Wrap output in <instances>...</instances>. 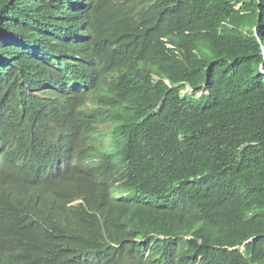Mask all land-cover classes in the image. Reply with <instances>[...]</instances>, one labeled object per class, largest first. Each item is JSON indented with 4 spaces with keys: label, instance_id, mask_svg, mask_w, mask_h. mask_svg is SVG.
Masks as SVG:
<instances>
[{
    "label": "trees",
    "instance_id": "1",
    "mask_svg": "<svg viewBox=\"0 0 264 264\" xmlns=\"http://www.w3.org/2000/svg\"><path fill=\"white\" fill-rule=\"evenodd\" d=\"M11 1L0 0V12ZM113 2V14L138 30L105 27ZM113 2L62 7L68 26L84 32L95 21L91 38H114L129 51L101 72L90 62L73 70L87 91L68 93L61 64L23 70L52 91L46 102L61 148L82 151L58 181L0 187V201L27 210L11 229L8 263L264 264V0ZM15 4L0 26L24 13L52 22L41 0ZM66 32L68 39L74 30ZM88 94L118 110L83 109ZM76 198L88 209L68 205ZM89 226L97 237L84 238Z\"/></svg>",
    "mask_w": 264,
    "mask_h": 264
},
{
    "label": "clouds",
    "instance_id": "2",
    "mask_svg": "<svg viewBox=\"0 0 264 264\" xmlns=\"http://www.w3.org/2000/svg\"><path fill=\"white\" fill-rule=\"evenodd\" d=\"M41 1L49 5L51 23L36 22L30 14L24 13L12 15L10 22H3L0 26V187L11 192L20 191L18 185L42 188L58 181L78 161L82 151L81 144L70 152L61 148L59 136L55 134L58 125L56 114L46 102L47 94L52 91L44 85L29 83L23 72L25 66L61 64L63 68H68L64 75L66 85L72 91L85 92L88 87L73 70L82 69L90 62L95 71L101 72L111 59L125 57L129 53L126 45L120 51V45L114 38H91L97 24L95 21L88 23L84 32H78L64 23L67 14L62 7L69 0ZM113 1L110 0L111 3ZM13 2L6 5L0 16L6 10L11 13L17 7L16 4L12 6ZM114 8L113 2L111 12L102 17L107 21L105 27L112 26L121 33L127 29L138 30L129 18L114 15ZM68 28L74 32L66 39L64 36ZM101 54L105 56L104 60ZM139 61H143L142 58ZM144 64L149 68L155 66L149 60ZM118 74L115 72L111 78H116ZM150 74L154 79L164 78L153 70ZM164 80L168 83L166 78ZM84 87L86 89L83 90ZM185 91L193 92L191 88ZM88 96L82 106L85 110H118L93 101L90 94ZM95 125L104 130L109 123L96 122ZM68 205H82L88 209L85 201L79 198ZM24 212L27 210L19 201L9 197L0 201V264H9L8 259L15 252L11 229L19 224L21 216L26 215H19ZM83 236L91 239L97 237V232L89 226ZM156 237L164 239V235Z\"/></svg>",
    "mask_w": 264,
    "mask_h": 264
},
{
    "label": "bare ground",
    "instance_id": "3",
    "mask_svg": "<svg viewBox=\"0 0 264 264\" xmlns=\"http://www.w3.org/2000/svg\"><path fill=\"white\" fill-rule=\"evenodd\" d=\"M81 51H82V49H81ZM54 68V67H53ZM58 74H60V73H58ZM64 75H65V73L63 74V77H64ZM64 80L63 79H61L60 81H58V82H55L54 81V84H55V86H56V88H55V90H54V92H56L57 90H59L60 88V86L62 85V82H63ZM33 91V90H32ZM62 91L64 92V89H62ZM71 92V89L68 91V93H70ZM70 108V107H69ZM55 112V111H54ZM9 132V134L12 136V134L10 133V131H8ZM13 136L15 137V138H17V136H15L14 134H13ZM27 144V143H26Z\"/></svg>",
    "mask_w": 264,
    "mask_h": 264
}]
</instances>
